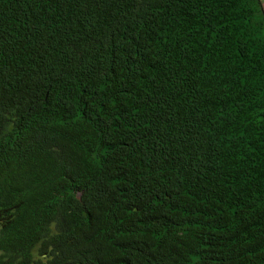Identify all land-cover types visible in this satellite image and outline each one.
I'll return each instance as SVG.
<instances>
[{
	"label": "trees",
	"instance_id": "obj_1",
	"mask_svg": "<svg viewBox=\"0 0 264 264\" xmlns=\"http://www.w3.org/2000/svg\"><path fill=\"white\" fill-rule=\"evenodd\" d=\"M14 203L0 264H264L262 0H0Z\"/></svg>",
	"mask_w": 264,
	"mask_h": 264
},
{
	"label": "clouds",
	"instance_id": "obj_2",
	"mask_svg": "<svg viewBox=\"0 0 264 264\" xmlns=\"http://www.w3.org/2000/svg\"><path fill=\"white\" fill-rule=\"evenodd\" d=\"M262 5H263V0H262ZM263 8H264V6H263ZM15 215H16V204L14 203L13 206L10 209H8V211L6 213H4L2 216H0V220L1 219L12 220L15 217ZM29 225L30 224H23V220L19 219L17 224H1L0 223V229L1 228L6 229L7 232L5 234H7L11 238V235H13L14 233L25 232ZM49 229L52 232L56 230L55 224L53 222L51 223ZM14 249H15V245L13 242L10 245V247L7 249L0 244V255H1V257L4 256V258H5L9 254L13 253Z\"/></svg>",
	"mask_w": 264,
	"mask_h": 264
},
{
	"label": "rangeland",
	"instance_id": "obj_3",
	"mask_svg": "<svg viewBox=\"0 0 264 264\" xmlns=\"http://www.w3.org/2000/svg\"><path fill=\"white\" fill-rule=\"evenodd\" d=\"M263 6H264V0H263Z\"/></svg>",
	"mask_w": 264,
	"mask_h": 264
}]
</instances>
